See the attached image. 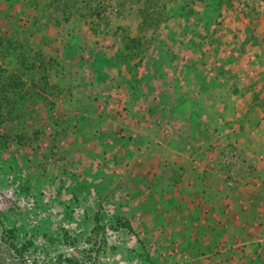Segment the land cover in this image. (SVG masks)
Wrapping results in <instances>:
<instances>
[{"label": "crops", "instance_id": "obj_1", "mask_svg": "<svg viewBox=\"0 0 264 264\" xmlns=\"http://www.w3.org/2000/svg\"><path fill=\"white\" fill-rule=\"evenodd\" d=\"M229 14L224 24L241 35L237 50L222 52L216 43L217 52L201 48L205 54L178 74L172 64L160 65L153 48H144L146 56L136 65L118 57L120 46L116 59L110 58L113 66L91 67L93 77L67 84V93H43L56 86L33 82L44 101L60 103L48 116L62 125L35 134V149L57 142L74 157L73 165H52L68 173L36 170L38 179L91 184L90 170L102 178L96 183L104 191L122 186V194H139L132 201L138 214L133 229L151 239V248L160 243L163 255L166 240L181 236L183 252L169 249L168 255L185 264H264V15ZM215 25L203 34L217 39ZM251 34L259 47H249ZM42 52L45 63L53 62L54 52ZM244 57L257 68H249ZM67 63L74 75L73 58ZM251 74L258 76L251 80ZM226 77L237 80L240 95L228 89ZM29 171L34 174V167Z\"/></svg>", "mask_w": 264, "mask_h": 264}, {"label": "rangeland", "instance_id": "obj_2", "mask_svg": "<svg viewBox=\"0 0 264 264\" xmlns=\"http://www.w3.org/2000/svg\"><path fill=\"white\" fill-rule=\"evenodd\" d=\"M177 3L0 0V136L6 139L0 141V264H185L181 257L168 255L169 249L173 254L176 248L177 253L183 250L181 236L166 240L163 255L160 243L151 248V239L138 236L133 229L138 214L132 201L136 202L139 194H122V186L104 191L105 186L101 189L96 183L102 178L90 170L91 184L84 179L73 186V178L54 183L51 178L39 180L36 170L52 172V176L68 173L52 165L59 162L63 167L64 161L73 165L74 157L57 148V142L45 150L34 147L39 139L35 134L45 127L62 126L52 121L54 116H48L55 103H60L44 101L41 90L34 89V81L49 80V86H56L43 93H67V84L93 77L91 67L113 66L110 60L116 59L120 46L118 57L136 65L144 60L145 49L153 48L160 65L172 64L178 74L181 66L197 63L198 55L204 53L199 52L201 48L207 52L216 43L219 50H237L241 35L224 24L229 12L248 18L264 15V0H220L212 7L208 0ZM148 13L152 16L147 17ZM211 23L219 27L218 41L213 33L203 34ZM222 34L227 41L219 39ZM125 35L141 38L142 49L130 45L128 53L123 51ZM250 40L249 47L260 46L255 34ZM43 50L46 56L54 52L53 62H44ZM69 58L78 68L74 75L67 73L72 63H67ZM252 62L251 57L245 59L249 68L256 64ZM254 75L258 76L251 74V80ZM226 81L232 94L240 95L237 80L226 77ZM191 146L194 149L195 145ZM32 167L34 174L29 173Z\"/></svg>", "mask_w": 264, "mask_h": 264}, {"label": "trees", "instance_id": "obj_3", "mask_svg": "<svg viewBox=\"0 0 264 264\" xmlns=\"http://www.w3.org/2000/svg\"><path fill=\"white\" fill-rule=\"evenodd\" d=\"M164 1V0H163ZM165 1H171L172 3H175V4H177L178 5V3H177V0H165ZM226 2H229V0H225ZM209 2H211L210 3V7H212V6H214V5H219V3H220V0H208V3ZM151 3H157V0H151ZM151 7V4L148 6L147 5V8H146V10H148L149 8ZM150 16H152V14H147V17H150ZM146 21H148V20H146ZM119 34V33H118ZM118 36V35H117ZM122 40L123 41H128V44H127V42H126V45H125V47L123 48L124 50L123 51H125V52H127L128 53V51H129V49H130V47L131 46H133L134 45V47L136 48V49H138V47H139V50H141L142 48V41H141V38H130L129 36H127V35H125V36H123L122 37ZM131 45V46H130ZM134 54H136V53H134ZM5 138L4 137H2V136H0V141H2V140H4ZM6 140V139H5Z\"/></svg>", "mask_w": 264, "mask_h": 264}]
</instances>
